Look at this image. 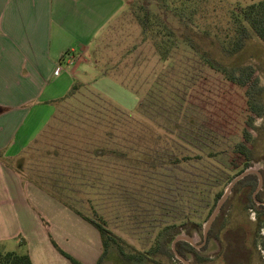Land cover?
Segmentation results:
<instances>
[{"label": "rangeland", "instance_id": "1", "mask_svg": "<svg viewBox=\"0 0 264 264\" xmlns=\"http://www.w3.org/2000/svg\"><path fill=\"white\" fill-rule=\"evenodd\" d=\"M155 1L158 0H146L145 2L154 4ZM260 1L263 0H198L181 4L170 0L172 3L165 9V5L162 3L164 1L161 0L162 10L160 9V13L167 14V21L172 25L174 31L173 36L183 37L181 41L183 43L178 45L180 52L183 53L179 56L186 54L183 61L186 67L189 66L187 69L189 78L177 75L178 72H174L170 61L164 64L165 75L158 69L156 72L157 61L150 48L147 49L150 61L145 57L146 61L142 58V62H139L135 69L129 67L125 69V65L122 69L120 58L117 56V49H119L118 46L122 40L112 41L111 49L106 50L100 61L95 60L96 58L90 52L86 58L91 60L92 67L82 65L77 70L73 88L77 86L79 90L76 100L71 103L74 105L73 108L88 112L93 119L80 125L77 123L71 125L67 116H72L67 114L69 113L66 107L68 103L57 106V111L49 123L50 128L57 126L58 131L55 132L57 136L50 140L43 139L42 137L49 133V127L46 128L22 161L14 163V169L22 171L25 179L42 186L40 189L51 194L55 199L59 200L58 197H60L65 202H69L85 216L97 221L103 219L107 228L118 237L120 245L128 254L148 252L157 246L159 238L171 248L173 238L177 234L193 237L196 245L202 244L207 208L212 205L217 192L227 189L229 183L237 176L238 170H232L229 163L230 156L227 153H219L211 161L208 159L207 151L199 152L189 148L191 140H184L188 146L178 139L177 133L174 131L178 113L168 103L179 100L177 96H173L169 86L166 85L174 84L178 78L177 82L184 79L182 83H188L189 88L194 82V70L202 69L196 66L197 60L195 62L193 58L195 56L197 59L196 55H199L210 61L217 60L226 74L234 75L241 80H249L247 87L241 89L239 85L231 86L232 84L225 81L222 75L215 76L218 86L232 93L238 92V96H233L234 100L242 97L245 99V90L248 88L250 91L255 90L252 88V84L257 80L256 88L260 92H255V100L264 105V42L253 31H250L243 51L236 55H230L228 49L230 42L234 39L225 37L226 26L230 23L232 13L240 15L249 5ZM136 2H143V0H136ZM160 16L163 17L159 15L158 18ZM132 27L135 28V36H137L136 27ZM132 27L128 29L133 34ZM231 29L233 30V26ZM134 42L125 39L122 47L127 49ZM69 53L70 51H67L64 54L68 55ZM124 62H128L127 59ZM116 64H120L118 74L113 69V65ZM61 67L67 68L65 61L61 62ZM245 69H248L247 73L244 72ZM249 73L252 74L251 79H248ZM171 74L173 75L171 76ZM102 77H107V79H102L99 83L94 82ZM228 84H231V87ZM161 94H167L166 102L162 104L165 105L164 110L155 107L160 104L156 100ZM172 105L177 106L175 103ZM102 114H106L109 118L112 116L111 120L126 126L127 118L137 121V129L131 138H128L126 126L120 130V137H117L125 153L133 150L136 154L145 144L150 148L154 144L158 146L156 153L158 155L155 157V161L152 156L153 166H130L129 164L98 166L95 170L96 176L93 173L95 166H92L90 181H87L92 185V189L89 190L82 184L83 181L74 177L78 176L73 173L75 166H57L58 161H55L51 156L55 152L54 146L58 143L72 150L71 158L74 159L77 153L82 155L81 160L87 158L86 154L92 152L99 144L101 148L106 147L107 144H103L102 138L103 134L108 133L106 128L108 118L96 119L99 117L98 115ZM188 114L195 118H201L200 121L205 127L210 125L204 113L200 117L190 114V111ZM57 116L60 117L59 120ZM60 120H65L67 125L61 124ZM214 127L220 129L216 125ZM97 129L99 130L96 131ZM217 132L222 136H227V133L222 130H217ZM252 136L254 159L251 167L260 170L264 180V117L256 119ZM238 141L239 137L233 138L234 143ZM165 146L175 147L173 149L175 154L170 151L166 153L163 149ZM90 148L92 149L90 150ZM129 154H131L130 151ZM194 155L200 156L197 164L192 163L191 165L189 162L188 166H184L186 164L171 163L176 156ZM131 157L134 158V156ZM75 158L77 159L76 156ZM206 172H211V177H213L209 181L211 185V189L208 191L209 198L205 203L201 202L200 209L195 210L192 205L195 199L190 201L191 198H189L188 182H202L203 174ZM195 178L198 179L195 180ZM242 189L239 183L233 188L225 209L211 227L213 231L208 245L205 244L203 249H196L194 254L186 253L190 264H226L223 256L225 243L222 236L227 229L238 226L245 231L243 234L251 251L249 264H264V236L262 230L258 233L252 218L253 212L256 213V220L262 213L259 209L248 210L240 204L239 193ZM259 192L264 200V182ZM198 199L200 197L196 201ZM73 211L75 212V210ZM11 251L21 254L15 248L10 247V250H4L0 247L2 254ZM246 259H248V255L244 256V260ZM180 263L177 258L173 259L161 253L150 255L149 259L142 263L128 261L121 256L116 246L111 247L104 261V264Z\"/></svg>", "mask_w": 264, "mask_h": 264}, {"label": "trees", "instance_id": "2", "mask_svg": "<svg viewBox=\"0 0 264 264\" xmlns=\"http://www.w3.org/2000/svg\"><path fill=\"white\" fill-rule=\"evenodd\" d=\"M127 1L129 3L125 11H123L121 15H119L113 22H111V24H109V26L97 37L92 50V55L96 58L95 60L100 61L101 56L104 55L106 50L109 48L111 49L110 46L112 41L118 40L119 42L120 40H122L119 43V49H117V56L120 58L119 61L121 63L122 69L124 68L123 65H125V69H127L128 67L135 69L138 63L142 62V58L144 61H146L145 57L149 58V52H147V49L150 48V51H152L157 61V65L155 68L156 72L157 69L160 72H164V64L167 61H170L172 63V68L174 67V72H178L177 75L189 78V72L187 71L189 66L186 67L183 61V59L186 57V54L184 56L183 54L182 56H179L181 53H183L180 52L178 47L179 44L183 43L181 42L183 37L173 36L172 33H174V31L171 27L172 25L167 21V14L160 13V9L162 10L160 4L161 0L155 1L154 4H148L147 2H145L146 0H143V2L139 3L136 2V0ZM162 1H164L162 3H164L163 5H165V9L166 7L168 8L170 3H172L170 2V0ZM175 1L181 4H187L189 2L198 0ZM233 14L234 13H232V15L230 16V23L226 26L225 30V37L234 39L230 42V46L228 49L230 55H236L243 51L246 45V40L250 36V31H253L254 34L264 42V0L249 5L243 10L240 15L234 14L233 16ZM159 15H162L163 17L160 16V18H158ZM231 25L233 26V30L231 29ZM132 26L136 27L138 32L137 36H135V28H133ZM129 27L133 28V34L129 32ZM125 39L135 42L133 43V45H129L126 49L122 47L123 40ZM196 56H198L197 59L195 56H192L195 62L197 60V63L195 64H197L196 66L201 67L202 69L198 71L194 70V82L191 83V86L189 88L187 86L188 83H182L184 79L177 82V80H179L178 78L175 80L174 84L166 85L169 86L168 88L172 91L173 96H177L179 100H173L171 101V103H168V105L173 107V110L178 113L177 124L175 125L176 127L174 128V131H176L178 139L183 141L185 144L187 143L184 140H191L190 146L188 144L187 145L193 151H207L209 154L208 159H210L211 161L214 159V156H217V154L227 153L230 156L229 163L233 168L232 170H238V174H240L244 170L251 167L254 159V147L252 146V131L254 123L256 119L264 117V105L255 100V92H260V90L256 88L258 81L255 80L252 84V88H255V90L253 89V91H250L249 88L245 90V99H243L242 97L240 99L234 100L233 96H238V92L232 93L231 91L218 86L217 78L215 76H218L220 74L223 76V79L225 78V81H228L232 84H230L231 86H234L233 84L237 86L239 85L241 89L247 87V81L249 80H241L234 75L226 74L221 69L217 60H214L216 61L214 62L204 58L203 56ZM125 59H127L128 62H124ZM96 63H98V61H96ZM113 67L114 71L116 70V74H118L120 64L113 65ZM247 71L248 69L244 70V72L246 73ZM172 75L173 74H171V76ZM164 77L168 79L167 76ZM251 77L252 74L249 73L248 79H251ZM169 79L170 81L172 80L171 77ZM146 82L147 80L145 81V83ZM168 88L166 89L168 90ZM78 90L79 88L77 89L76 86L64 99L60 100L61 105L63 103H68L66 107L69 113L67 114H71L72 116H67L71 121V125H74V123L80 125L81 123L93 119V117H91L88 112L73 108L74 105L71 102L76 100ZM164 95L161 94L156 100L160 103L158 105H155V107H157V109L159 110H164L163 107L165 105L162 104L166 102L167 94ZM172 103H175V105L177 106H173ZM189 111L190 114L197 115L198 117H200V115L203 116L202 113H204L206 118H208L210 122H208V124L210 125L208 127H205V125H203L200 121L201 118L190 116L188 114ZM117 115L118 113L116 114V116ZM98 116L99 117L96 118L97 120H100L104 117L108 118L106 124L108 133L103 134L102 138L103 144H107L106 147L104 146L103 148H101V145L99 144L98 147H95L92 152L90 151L88 152V154H86L87 158L81 160L83 158L82 155H78L77 153L75 155L77 159L75 158V156L73 159L71 158L72 150H69V147L65 148L64 145L58 143L57 145L55 144V152L53 156H51L55 161H58L57 166H75V168H73L75 169L73 173L78 176L74 177L78 178V180L83 181L82 184H84L86 188H89V190L92 189V185L87 181H90L89 176L90 172L93 171L92 166H95L93 168V173H95L94 175L96 176L95 170L98 168V166H124L125 164H129L130 166H153L151 160L154 157L153 160L155 161V157L158 155L156 154L158 152V146L154 144L151 148L145 144L144 147L140 149V152L136 154L135 152H133V150H129L131 154L128 155L129 151L125 153V151H123V149L121 148V144L117 140V137H120V130L126 125L111 120L112 116L109 118L106 114ZM143 117L145 116L143 115ZM59 119L60 117L58 118V120ZM127 120L128 123L126 126V130L128 138H131L133 132H135L137 129V121H134L131 118H127ZM60 122L63 125L66 124L65 120H60ZM215 125L220 129H216L214 127ZM211 126H213L214 129L211 128ZM48 127L47 128L49 133L45 134L42 137L43 139L45 138V140H50L53 139L54 136H57L55 135V132L58 131L57 126H54L53 128H50V126ZM98 130L99 129H97L96 131ZM217 130L226 132L227 136L220 135ZM234 137H239V141L234 143ZM174 148L175 147L168 146L163 147L166 153L170 151L172 154H175L173 153ZM91 149L92 148H90V150ZM131 156H134V158H132ZM198 160H200L199 155L185 157L176 156V158L171 163L186 164L184 166H188L187 164L189 162H191V165L192 163L197 164ZM203 175L204 178H202V182H188V193L190 194L189 198H191L190 201L195 199V201L192 202L195 210H197L198 208L200 209L199 205L201 204V202L205 203V201L209 198L208 191H210L211 189L209 181L213 179V177H211L212 173L206 172ZM95 179H97V177H95ZM197 179L198 178H195V180ZM258 182V176L255 174H251L241 180L239 182V185L243 189L239 193V196L241 199L240 204H242L246 209L261 210L262 214H260L258 216V219L255 221V225L257 226V230L259 233L262 228H264V205L258 204V202L262 203L263 201L261 192H259L256 197H254V193L258 187ZM223 193L224 190H220L214 195L212 205L210 206V208H207L208 213L206 215V221L214 211L216 204ZM198 197H200V199H198L199 201H196ZM58 198L60 200L62 199L60 197ZM61 201L75 210V212L79 216L92 224L99 231L102 239L103 253L96 264L104 263L105 258L107 257L111 247L113 246L117 247L124 259L128 261H136L138 263L144 262L146 259H149L150 255H155L156 253L170 256L173 259L176 258L173 250L167 246V243L161 241V238L158 239L157 246L150 249L148 252H136L135 254H128L120 245L118 237L107 228L106 223L103 219L97 221L96 219L89 218L75 209L73 205L69 204V202H65L63 199ZM225 207L226 203L224 204L221 212L225 209ZM243 233H245V231L240 226L227 229L223 233L222 240L225 243L223 256L226 264H249L251 262V251L246 244V238ZM177 235H175L173 239H175ZM211 235L212 231L210 230L209 237ZM176 249L177 252L186 259V253L194 254L197 251L193 246L185 241H179L176 244ZM58 250L62 255L69 259L72 264H83L60 248H58ZM247 255L248 259L244 260V256ZM0 264H32V261L28 254H18L15 252H7L5 254H2L0 252Z\"/></svg>", "mask_w": 264, "mask_h": 264}, {"label": "crops", "instance_id": "3", "mask_svg": "<svg viewBox=\"0 0 264 264\" xmlns=\"http://www.w3.org/2000/svg\"><path fill=\"white\" fill-rule=\"evenodd\" d=\"M128 3L0 0V247L28 254L32 264H72L58 248L83 264L103 253L92 224L13 166L49 126L77 70L92 67L86 56ZM67 51L72 63L64 59L63 68Z\"/></svg>", "mask_w": 264, "mask_h": 264}, {"label": "water", "instance_id": "4", "mask_svg": "<svg viewBox=\"0 0 264 264\" xmlns=\"http://www.w3.org/2000/svg\"><path fill=\"white\" fill-rule=\"evenodd\" d=\"M251 174H255L258 176V187L254 193V197H256V195L259 193V191L262 189L263 186V176L261 174V172L259 170H257L256 168H248L246 170H244L242 173L238 174L228 185L227 189L224 191L223 195L221 196V198L219 199V201L216 204V207L214 209V211L212 212V214L210 215V217L208 218V220L206 221L205 225H204V243L207 240V234L208 231L211 229L213 223L216 221V219L218 218V216L221 213V210L224 206V204L227 202L233 188L244 178H246L247 176L251 175ZM259 203V202H258ZM179 241H186L188 243H190L193 246H196L195 243V239L189 236H185V235H177L172 243V247L171 249L173 250L175 257L182 263V264H190V262L182 257L176 249V244ZM203 243V244H204ZM202 246V245H201ZM201 246H197V248H200Z\"/></svg>", "mask_w": 264, "mask_h": 264}, {"label": "flooded vegetation", "instance_id": "5", "mask_svg": "<svg viewBox=\"0 0 264 264\" xmlns=\"http://www.w3.org/2000/svg\"><path fill=\"white\" fill-rule=\"evenodd\" d=\"M263 202H264V200L262 201V203H258V204H263ZM263 205H264V204H263ZM210 230L213 231L212 228H211ZM210 230L208 231V234H207V240H206L205 243H204V238H203V243H204V244L202 243V244H200V245H196V243H195L196 246H193V245H191L190 243H189V244H190L191 246H193L195 249H200V248H202L205 244L208 245V242H210L209 239L212 237V235L209 237V232H210ZM189 237H190V236H189ZM192 238H193V237H192ZM194 239H195V238H194ZM185 242H186V241H185ZM187 243H188V242H187ZM201 245H202V246H201ZM197 246H201V247H200V248H197ZM202 249H203V248H202ZM188 254H189V253H188Z\"/></svg>", "mask_w": 264, "mask_h": 264}, {"label": "built area", "instance_id": "6", "mask_svg": "<svg viewBox=\"0 0 264 264\" xmlns=\"http://www.w3.org/2000/svg\"><path fill=\"white\" fill-rule=\"evenodd\" d=\"M68 55H69V54H68ZM68 55L62 56V57H63L62 59H63V61H64V59H66L68 63H72V61L68 59ZM66 60H65V61H66ZM58 71H59V70H57L56 73H58ZM255 217H256V213L253 212V216H252V218H253L254 221H256V218H255ZM261 232H262V235L264 236V228H262V231H261Z\"/></svg>", "mask_w": 264, "mask_h": 264}]
</instances>
